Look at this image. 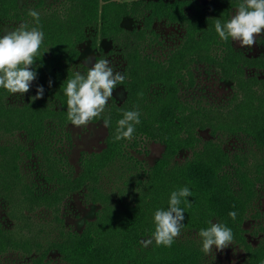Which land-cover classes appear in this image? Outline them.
Segmentation results:
<instances>
[{"label": "trees", "instance_id": "obj_1", "mask_svg": "<svg viewBox=\"0 0 264 264\" xmlns=\"http://www.w3.org/2000/svg\"><path fill=\"white\" fill-rule=\"evenodd\" d=\"M79 1L88 4L90 0H64V4ZM229 1L222 0L224 6L217 3L206 8L197 5L195 0H139L128 9L121 5L117 8L111 2L103 6V33L117 40L130 34L133 52L144 48L146 42L159 40L153 25L155 20L182 24L187 31L167 60L157 62L165 67L160 76L138 75L143 65L135 53L131 55L129 67L133 79L125 81V99H112L97 117L110 120L105 145L83 157L77 172L66 153L59 152L57 135L62 132L69 135L64 88L73 73L80 71L77 69L79 39L62 30L55 13L47 15L40 11L44 9L45 0H39L36 8H27L20 0H0V29L5 20L14 24L29 20V28L38 27L44 34L41 56L38 54L31 66L39 86L44 88L43 97L33 100L35 91L23 104H13L7 100L9 93L0 88V130L20 131L29 142L0 144V190L6 196V192L10 193L17 182H21L22 200L53 208L65 194L76 190L84 191L88 199L100 203L96 217L87 220L80 231L65 230L63 226L60 229L53 246L66 264H203L206 254L201 251L202 238L198 233L210 227L209 221L232 230L233 240L247 249V264H264V220L259 225L263 241L257 251L250 250L244 228L246 213L264 188V96H256L254 101L250 93L251 79H257V67L264 68V52L255 57L246 56L230 39L224 41L219 36L213 41L221 42L209 46L213 42L209 29L203 26L198 35L192 30L186 12L187 3H195L198 18L225 10L224 19L228 20ZM107 8H111V21H107ZM29 10L40 14L39 25L28 15ZM126 13L138 22L137 27L127 29L119 23ZM219 48L225 50L223 63L215 60L205 64L217 69L232 90L240 89L242 94L236 96L232 91L226 102L216 105L194 92L189 97L190 89L199 88L195 77L202 65L199 59L211 57ZM68 53L72 55L67 57ZM231 58L238 59L232 71L225 64ZM253 68L256 72L250 74ZM87 71L80 72L86 74ZM263 83L264 79L259 87L264 90ZM138 89L147 112H141L135 92ZM134 110L140 113V123L135 125L132 139L114 142L117 121L123 118L125 111ZM207 127L212 134L210 138L200 132ZM223 137H237L242 143L234 141L229 147ZM154 140L164 145L161 156L149 171L138 168L133 150L146 152L144 142ZM180 155H185L182 162L178 159ZM24 157L31 159L34 171L39 173L38 183L22 182L20 164ZM35 157L36 160H32ZM115 165L128 170L132 176L134 172L141 178L142 187L132 195L133 205L126 204L111 216L108 212L110 198L101 181ZM184 187L192 193L185 198L191 206L183 201L179 205L184 208L185 219L173 244L157 246L153 240L147 247L142 246L141 240L150 238L154 232L155 211L166 210L171 193ZM0 196L3 197L2 192ZM232 211L237 213L235 220L228 215ZM254 216L260 217V213L256 211ZM0 242L2 245L14 243L10 231L1 223ZM44 256L37 263L48 264Z\"/></svg>", "mask_w": 264, "mask_h": 264}, {"label": "rangeland", "instance_id": "obj_2", "mask_svg": "<svg viewBox=\"0 0 264 264\" xmlns=\"http://www.w3.org/2000/svg\"><path fill=\"white\" fill-rule=\"evenodd\" d=\"M38 1L39 0H20V3L27 8H36ZM134 1L139 0H97L98 4L95 3L94 0H90L88 4H83L79 1L73 4L68 2L65 6L66 2L64 4V0H45L43 6L44 9H40L41 12L47 15L55 13L53 15L59 25H62V30L67 34L73 35L74 38L79 39L77 43L78 70L85 71L96 61L107 59L109 61V66L112 67L114 71L120 72L125 76L123 83L117 85L113 90L108 103L112 99H116L113 101H123L125 99V87L127 85L125 84V81L133 79V73L130 71L129 67V61L130 58H132L131 55L133 53L137 55V59L143 65L139 69L138 75H146V77L160 76L165 71V67L164 65H158L157 62H164L167 60L170 52L178 45L184 33L187 31L185 27L183 28L184 25L182 24L170 23L167 20H155L153 25L159 35V40L155 41L154 39V41L151 40V42H146V46L137 52H133L135 51L133 48L134 43L133 40L130 39V34L124 35L121 40L107 37L105 35L106 33H103V30L101 29V13L103 6L109 4L107 2H111V4L113 3L117 8L121 5V7H126L128 9ZM199 1L204 4L208 0ZM211 1L212 0L209 2ZM195 2L200 6L197 0H195ZM238 2L239 0H230L228 2L230 7L229 16L235 14V7L238 6ZM217 3L219 2L212 4ZM231 4H235V7L231 8ZM211 5L201 7L206 8ZM186 6L188 8L186 12L190 19L191 28L193 31L195 30L194 32L199 35L201 28L206 26L211 32L210 38H213L210 41H213L218 37L214 24L217 19L222 23L227 21L224 19V16L227 15L225 10H222L221 14L213 13L198 18L197 14H195V10H197L195 3H187ZM222 6L224 5L222 4ZM52 10L55 11L52 12ZM107 10V21H111V8H107ZM127 14L129 13H126L124 17H121L119 23L127 29L137 27L138 22ZM21 23L24 22L14 24L11 20H5L2 23L0 31L3 34V30L15 29ZM140 25H142V23ZM39 30L43 32L42 29ZM215 42L221 41H213L209 46L213 45ZM232 44L236 49L241 50L246 56L255 57L260 55V52H264V34L256 37V44H254L251 49L241 48L235 43ZM224 54L225 50L219 48L216 50V53L212 54L211 58L221 60V63H223ZM66 55L67 57H70L72 54L68 53ZM85 58H87V60ZM237 62V58H231L225 61V64L228 69L232 71L237 67ZM165 66L167 65L165 64ZM206 67L207 71L197 72L196 70L195 74L196 79L199 81V88L207 91V97L204 99L207 100V102L210 100L214 105L226 102L228 96L232 91L234 92V90H232L231 85L228 84L229 82L222 79L221 74L217 69L211 68L208 65H206ZM257 68V73L255 74L257 79H251L250 82V93L254 101L257 98L256 96H264V90L259 87V82H263L264 79V68L261 66ZM254 71L253 68L250 74H253ZM38 86L39 83L36 78L31 82L30 89L27 93L23 94V96L18 94H8L7 100L13 104H23L31 97L32 93L36 91ZM199 88L197 87V89ZM138 91L139 89L135 90L137 100L142 108L141 112H147L145 110L146 105L141 98L142 93H139ZM234 93L236 96L242 94L240 89H236ZM204 94L205 92L200 93L201 96H204ZM218 107L219 105L217 108ZM66 129L69 133V137L63 132L62 135L61 133L60 135H57L59 137V139H57L59 145L58 150L59 152L66 153L70 163L78 172L83 157L86 158L89 153L99 151L104 147L108 134V126H104L102 118H96L93 121H90L86 126L81 127L73 126L71 122L68 121L66 123ZM200 132L205 138H210L212 136L208 127L200 130ZM223 139L226 140V145L229 147L234 141L238 142L237 144L242 143L237 137H223ZM12 141H21L24 144H29V142L26 141L25 135L20 131L9 132L0 130V144H9ZM144 145L147 147L146 152H137L133 150V153L136 156L135 164L138 168L144 167L149 171L161 156L164 145L157 140L146 141L144 142ZM184 156L185 155L178 156L179 162L184 160ZM32 160H36V157L32 158ZM20 171L22 182L31 183L32 181H35L38 183L39 173L34 171L32 161L28 157H24V160L21 161ZM139 179L141 178H137V175L134 172L132 176L128 170H124L118 165L110 167L107 176L104 179L102 177L101 184L104 185L103 190L110 198L109 203L111 204V208L108 212L111 213V216H114V213H119L126 204H134L135 201L132 199V195L142 187ZM16 185L17 187L12 189L10 193L9 191L6 192V196H4L3 191L0 190L3 194V197L0 196V223L4 228L10 231L11 236L14 239V243L11 245H2L0 242V264H39L37 263V260H39L43 254H45L43 257L44 261L48 264H66L61 258L58 250L53 246L60 236V229H62L63 226L65 230L68 229L72 232L76 230L80 231L87 220L96 217L95 213L100 207V203L88 199L85 192L80 190L73 192L70 191L65 194L56 208L29 203L28 201L26 202L21 199V182H17ZM256 211L260 213V217L254 216ZM263 220L264 188L260 190L257 200L246 213L244 220V228L246 229L245 234L249 241L250 250L257 251L261 248L260 245L263 241V231H260L259 233V225ZM213 254L214 256L211 254L205 255L203 264L248 263L247 249L234 240L233 243L223 251H216L215 246H213Z\"/></svg>", "mask_w": 264, "mask_h": 264}, {"label": "clouds", "instance_id": "obj_3", "mask_svg": "<svg viewBox=\"0 0 264 264\" xmlns=\"http://www.w3.org/2000/svg\"><path fill=\"white\" fill-rule=\"evenodd\" d=\"M235 14L222 23L215 21L214 27L218 36L224 40H231L241 48L251 49L256 44V37L264 34V0H241L235 7ZM28 15L33 18L36 25L40 23V14L29 10ZM44 34L38 27L28 28L21 23L17 28L3 30L0 34V88L11 95L27 93L31 82L36 79V72L31 66L40 53ZM87 60V58H85ZM125 76L114 71L107 59H100L89 67L86 74L80 71L73 73V78L67 80L64 88L67 105V119L73 126H86L90 121L99 117L112 96L117 85L122 84ZM51 86V81H49ZM44 88L38 86L33 100L43 97ZM109 119H104L107 127ZM140 123L138 110L125 111L123 118L117 121L114 142L121 139H132L135 125ZM189 188L184 187L173 191L166 210L158 209L153 216L154 232L148 239L141 240L144 247L152 244L170 247L174 238L180 234L183 226L184 208L179 207L183 202L191 206L185 198L191 196ZM232 220L236 219L235 211L228 213ZM210 227L199 230L202 238V249L206 255H213V246L216 251H223L233 243L232 230L220 223L209 221Z\"/></svg>", "mask_w": 264, "mask_h": 264}, {"label": "flooded vegetation", "instance_id": "obj_4", "mask_svg": "<svg viewBox=\"0 0 264 264\" xmlns=\"http://www.w3.org/2000/svg\"><path fill=\"white\" fill-rule=\"evenodd\" d=\"M210 0H208L206 3H201L199 0H197V2L200 4V6H209V5H211L212 3H215V2H219V3H221L222 4V0H212L211 2H209ZM231 6V8L232 7H235V4H231L230 5ZM181 42V41H180ZM179 42V43H180ZM178 43V44H179ZM261 53V52H260ZM259 53V54H260ZM198 61V60H197ZM215 61V59H213V58H211V57H207V58H201V59H199V63L200 64H202V65H200V67L197 69V72L198 71H207V67H206V64L205 63H210V64H212L213 62ZM211 68H213V67H211ZM192 92H194V93H196L198 96H201L200 95V93L201 92H205V94H204V96H201V97H203V98H205V97H207V91L205 90V89H196L195 91H193L192 89H190L189 90V93H188V95H189V97L190 96H192ZM205 100V99H204ZM211 100H212V98H211Z\"/></svg>", "mask_w": 264, "mask_h": 264}]
</instances>
